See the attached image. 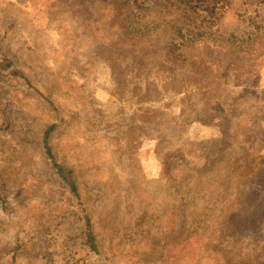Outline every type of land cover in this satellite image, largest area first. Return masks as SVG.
I'll list each match as a JSON object with an SVG mask.
<instances>
[{
	"label": "rangeland",
	"instance_id": "374dc122",
	"mask_svg": "<svg viewBox=\"0 0 264 264\" xmlns=\"http://www.w3.org/2000/svg\"><path fill=\"white\" fill-rule=\"evenodd\" d=\"M0 264H264V0H0Z\"/></svg>",
	"mask_w": 264,
	"mask_h": 264
},
{
	"label": "trees",
	"instance_id": "16d2710c",
	"mask_svg": "<svg viewBox=\"0 0 264 264\" xmlns=\"http://www.w3.org/2000/svg\"><path fill=\"white\" fill-rule=\"evenodd\" d=\"M54 128L55 125H50L48 128H46V130L43 133L42 143H43V148L45 150V154L47 155L48 159L50 160L57 174L68 183V186L70 187L73 196L79 198V191H78L77 183L73 178V172L65 168L62 164H60L57 161L53 153L52 147L49 143V137ZM84 223H85L84 226H85L86 243L91 250L97 251L95 234L93 231L91 219L87 213L84 215Z\"/></svg>",
	"mask_w": 264,
	"mask_h": 264
}]
</instances>
